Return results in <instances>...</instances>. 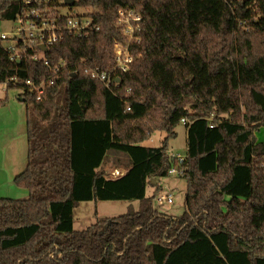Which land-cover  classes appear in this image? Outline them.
Listing matches in <instances>:
<instances>
[{
  "label": "trees",
  "instance_id": "trees-1",
  "mask_svg": "<svg viewBox=\"0 0 264 264\" xmlns=\"http://www.w3.org/2000/svg\"><path fill=\"white\" fill-rule=\"evenodd\" d=\"M77 4L95 9L101 30L66 35L47 52L66 66L38 98L24 81L53 72L44 60L10 59L2 22L15 20L24 4L0 0V83L21 79L7 87L21 90L27 104L29 146L27 168L15 178L29 197H0V264H264V141L257 135L264 128V0ZM121 7L136 8L145 23L115 94L85 69L114 68ZM181 123L184 164L168 145ZM162 131L160 146L146 143ZM111 156L126 168L118 177L103 169ZM181 165L186 206L172 214L158 203L161 178ZM99 200L139 206L75 229L76 209Z\"/></svg>",
  "mask_w": 264,
  "mask_h": 264
},
{
  "label": "built area",
  "instance_id": "built-area-1",
  "mask_svg": "<svg viewBox=\"0 0 264 264\" xmlns=\"http://www.w3.org/2000/svg\"><path fill=\"white\" fill-rule=\"evenodd\" d=\"M79 0H23V10L18 15L11 34L2 31L1 36L6 45L10 59L14 62L18 60L32 58L34 60H44L52 72L53 77L49 79L27 78L24 82L29 86L31 92H36L38 98L44 94L46 86L55 82V77L66 66L65 61L53 64L46 56L49 50L59 44L66 35L76 36L78 38H87L94 32L101 30V25L95 21V9L81 6ZM66 7L69 12H62ZM78 8H83L85 14H79ZM145 18L141 12L134 7H121L118 10L115 25L120 29L122 37L114 41L115 65L111 71L103 70L99 67L86 66L85 72L91 78L104 83L115 94L121 84V73H127L131 70L132 64L136 59L133 48L143 41V27ZM46 47V51L42 49ZM31 50H35L31 53ZM120 78V80H118ZM19 82L21 79L17 76L12 77L9 82ZM131 88L128 89V92ZM182 122L187 123L184 118ZM179 158L181 164L186 161V156L174 155ZM185 167L173 166L169 173L174 176H181ZM124 171L115 169L112 172L113 177L122 175ZM175 196L170 192H162L158 197L160 206L171 204Z\"/></svg>",
  "mask_w": 264,
  "mask_h": 264
},
{
  "label": "rangeland",
  "instance_id": "rangeland-1",
  "mask_svg": "<svg viewBox=\"0 0 264 264\" xmlns=\"http://www.w3.org/2000/svg\"><path fill=\"white\" fill-rule=\"evenodd\" d=\"M62 12L67 13L69 12V9L66 7L62 8ZM77 12L79 14H85V10L83 8H78ZM15 26V23L9 20H5L2 22L1 29L4 32H8L10 35L13 27ZM21 93V90L15 89V88H8L5 83H0V96L6 97L9 96V98L15 100V102L22 106L23 108L27 107V104L25 101H19V94ZM177 135L175 137H171L168 141L169 145V151L174 155H183L187 156L188 154V142H187V132L186 127L184 124H179L176 128ZM258 138L260 141H264V128L261 129L257 133ZM167 136L166 132H156L154 136L147 141V144H152L155 146H160ZM118 156H111V158L103 165V169L108 172L109 177L112 176V172L115 169H120L122 171H126V168L123 166H119L116 161H118ZM154 180L158 181L159 178H155ZM161 182L163 184V191L168 192L172 191L175 196V202L171 204H166L160 206V209L172 213V214H181L185 211V202H186V194L188 189V182L187 179L184 177H177L174 175H168L167 177L161 178ZM154 191V188L149 185L148 187V194H152ZM24 192H28L24 189ZM8 198H14V199H25L24 198H18L19 196L12 195L7 196ZM136 202V203H135ZM134 206L138 208L139 202L135 201ZM130 201L127 200H99V201H85L82 202L81 205L76 209V222H75V229L83 230L87 228L91 223L96 222V215H99L100 217H106V216H118L125 212H127L130 204H133Z\"/></svg>",
  "mask_w": 264,
  "mask_h": 264
},
{
  "label": "crops",
  "instance_id": "crops-1",
  "mask_svg": "<svg viewBox=\"0 0 264 264\" xmlns=\"http://www.w3.org/2000/svg\"><path fill=\"white\" fill-rule=\"evenodd\" d=\"M18 99L25 101L20 94ZM28 152L27 107L23 108L9 98L0 106V197H29L27 189L15 184V178L27 168Z\"/></svg>",
  "mask_w": 264,
  "mask_h": 264
},
{
  "label": "water",
  "instance_id": "water-1",
  "mask_svg": "<svg viewBox=\"0 0 264 264\" xmlns=\"http://www.w3.org/2000/svg\"><path fill=\"white\" fill-rule=\"evenodd\" d=\"M69 1H70V0H69ZM42 49L45 50V51L47 50L46 47H44V46H42ZM21 62H22L21 60H18V61H17L18 64H21ZM118 80H120V78H118ZM23 100H24V98H23Z\"/></svg>",
  "mask_w": 264,
  "mask_h": 264
}]
</instances>
